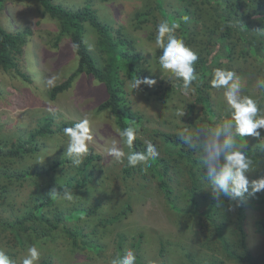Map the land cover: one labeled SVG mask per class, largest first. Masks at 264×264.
Masks as SVG:
<instances>
[{
	"label": "rangeland",
	"instance_id": "obj_1",
	"mask_svg": "<svg viewBox=\"0 0 264 264\" xmlns=\"http://www.w3.org/2000/svg\"><path fill=\"white\" fill-rule=\"evenodd\" d=\"M53 1L73 9L90 4L101 20L108 21L114 27L121 26L134 39L139 53L143 55V59L138 63L156 83L148 86V90L144 89L143 85L133 90L130 87L131 82L127 81L125 88L128 90L131 107L144 116V125L149 131H176L184 127L214 126L229 116L223 88L216 89L211 86L208 89L217 112L216 117L213 116L215 120H209L202 105L195 100V86L191 84L188 89H184L181 79L160 68L158 58L163 49L155 43L156 26L147 23L137 28L133 20L134 12L149 6L150 0ZM0 23L9 31H16L23 26L32 31L28 41L19 44L16 49L0 50L2 55L12 57L21 71L31 74V80L26 82L15 70L5 69L0 64L1 130L14 133L32 128L39 117L48 111L59 114V117L65 120L80 122L88 119L92 135L88 148L100 155L94 160V178L86 189L71 191V201L63 199V196L58 197L51 207L66 210L74 205L92 206L96 199L101 200V206L94 215H79L75 218V214H69L66 219L70 229L82 227L83 234L89 235L83 237L84 239H94L90 247L84 244L80 237H77L76 244H72L71 238L61 228L53 232L52 236L43 239H36L28 234L22 245L16 243L13 235L7 230L0 229V250L9 253L8 256L15 264H22L28 249L33 245L41 253L36 264L47 259L50 260L49 264H111L113 258L122 256L129 249L133 250L137 257L136 264H209L212 259H221L223 264H244L223 256L219 241L214 238L211 228L209 231L202 216L180 210L182 207H188L184 197H180L184 186L188 184L185 175L170 182L176 199V206L173 207L167 203L156 181L150 176L141 178L139 174L134 173L133 177H125L122 174L125 156L117 159L108 155L107 150L115 141L126 155L127 145L114 127L110 113L96 110L97 104L106 97L103 82L82 73L74 78L69 88L58 93L53 99L50 98L49 89L64 81L77 64V55L69 36L58 37L60 34L56 20L43 13L34 0H20L5 4L0 12ZM85 29L84 40L87 46L100 58L95 30L88 24H85ZM33 45L38 47V52L32 48ZM239 62L234 65L233 72L241 79L242 94L251 96L264 108V92L257 86L259 76L264 72L263 65L250 60ZM49 79H53L52 85L48 84ZM164 96L163 102L161 97ZM180 112L184 115H178ZM259 131L264 145V129ZM137 134L144 141H148L146 134ZM44 142L45 147L41 151L21 158L16 162L17 167H46L62 155L72 158L67 154V136L49 137ZM59 146L64 147L60 152ZM253 168L246 173L250 182L264 177V167L256 165ZM49 170L50 173L46 177L14 183L10 192L0 197V217L14 220L17 216L28 213L24 212L28 206L41 203L42 199L38 195L40 196L42 191L58 182L60 177L72 173L68 166ZM126 204L130 209H126L125 217L112 223L100 222L116 214ZM43 207L45 208L35 207L34 211ZM233 213L234 210L232 217ZM259 215V210L247 204L244 225L246 242L254 255L264 252V237L255 228ZM226 234L230 241L235 239V235L228 234L227 230ZM120 235H123V246L118 251L116 242Z\"/></svg>",
	"mask_w": 264,
	"mask_h": 264
},
{
	"label": "trees",
	"instance_id": "obj_2",
	"mask_svg": "<svg viewBox=\"0 0 264 264\" xmlns=\"http://www.w3.org/2000/svg\"><path fill=\"white\" fill-rule=\"evenodd\" d=\"M9 1L20 0H0V12ZM34 1L43 13L56 20L60 34L58 37L69 36L77 55L75 70L64 81L49 89L50 98L53 99L58 93L69 88L74 78L82 73L103 82L106 97L97 104L96 110L110 113L119 135L128 127L136 129V133L146 134L148 141L156 146L159 153L149 162L150 167L145 168L140 164L129 166L127 154L144 152L147 147L144 139L137 134L131 147L125 142L127 153L121 169L122 174L125 177H133L134 173L139 174L141 178L150 176L156 181L167 203L173 207L176 206V199L170 182L177 181L179 176L185 175L188 184L184 186V192L182 191L180 197H184L188 207H182L180 210L202 216L209 231L211 228L214 238L219 241L225 258L244 264H264V252L259 255L250 252L244 227L246 206L249 204L260 211L255 228L264 237V190L253 196L246 194L244 202L230 201L227 198L218 200L207 190V170L203 168L199 153L187 148L178 139V130H148L144 125V116L131 107L128 90L125 88L126 82H131L133 78H149L138 63L143 59V55L139 53L134 39L121 26L114 27L108 21L101 20L90 4L73 9L53 0ZM150 3L149 6L134 12L135 26L140 28L147 23L157 26L161 20H167L170 25H177L174 35L182 39L198 55L193 65L196 75V81L192 82L196 91L195 100L202 105L208 119L215 120L217 112L208 94L213 70L222 68L233 71L234 65L240 63L239 61L247 60L260 63L264 69V0H150ZM85 24L95 30L96 43L101 52L100 58L89 49L84 40ZM31 33L27 26L9 31L0 23V50L16 49L19 44L28 41ZM32 48L39 51L36 45ZM0 64L5 69L15 70L24 81L31 80V74L28 71H21L12 57L0 53ZM259 79H264V72ZM143 86L148 90L147 85ZM161 100L164 102L165 96L161 97ZM59 116L53 111L45 112L34 127L14 133L2 131L0 126V197L9 193L14 183L46 177L50 173L49 169H63L65 166L72 169V173L60 177L58 182L42 191L41 195H38L42 199L41 203L28 206V211H24L28 213L17 216L14 220L0 217V229L11 233L16 243L20 245L24 243V238L28 234L36 239H43L52 236L53 232L60 228L71 238L72 244H76L77 237H80L83 243L90 247L94 240L91 237L83 238L89 235L83 234L82 227L70 229L66 219L69 214H75V218L79 215H94L101 206L100 199H96L92 206L74 205L66 210L52 209L51 206L54 205L55 199L63 196L65 190L71 192L87 188L94 178V160L100 157L98 153L88 148V154L79 166H75L72 158L65 155L54 159L46 167L44 165L17 167L16 164L21 158L41 151L45 147L46 138L66 136L64 129L78 123L77 120H65ZM121 139L124 141V138ZM243 142H246V154L253 161L252 168L256 165L264 167V145L261 139L248 136ZM63 149V146L58 148L59 152ZM33 174H36V177ZM39 206H45L46 209L43 207L35 212L34 208ZM126 209H130L128 204L100 222L112 223L120 220L125 217ZM226 230L228 234L235 235L233 241L227 238ZM122 236L120 235L116 242L118 251L123 246ZM49 262L47 259L40 264ZM209 264H223V261L212 259Z\"/></svg>",
	"mask_w": 264,
	"mask_h": 264
},
{
	"label": "clouds",
	"instance_id": "obj_3",
	"mask_svg": "<svg viewBox=\"0 0 264 264\" xmlns=\"http://www.w3.org/2000/svg\"><path fill=\"white\" fill-rule=\"evenodd\" d=\"M176 24H169L161 20L156 26L155 43L163 49L158 58L160 68L170 71L175 77L182 80L183 88L188 89L196 79L194 62L198 55L185 42L174 35ZM167 37V42L165 38ZM156 83L150 78H133L130 87L137 90L141 85L151 87ZM49 85L53 79H49ZM213 88H223V96L227 105L229 117L214 126L184 127L179 129L177 137L189 149L197 151L200 155L203 168L207 170V190L218 200L227 198L230 201L244 202L247 196H253L264 190V177L249 181L246 173L252 169L253 161L246 154L245 137L251 136L258 140L261 138L259 129H264V108L251 96L242 94L240 77L233 71L217 68L213 70L210 81ZM258 88L264 89V79L257 81ZM178 115L183 116L182 112ZM68 137L67 154L72 157V163L79 166L84 156L88 154V142L92 140L90 121L83 119L73 127L64 129ZM136 129L125 128L120 137L129 147L136 139ZM147 147L144 152L127 154L129 166L138 164L147 168L150 161L158 155L156 146L151 141H145ZM108 155L120 159L125 156L124 151L114 141L108 148ZM54 190V189H53ZM52 190V191H53ZM63 199L71 201L73 196L69 190L63 193ZM41 256L36 246L28 249L22 264H36ZM136 255L133 250H126L122 256L113 258L111 264H136ZM0 264H15V262L0 250Z\"/></svg>",
	"mask_w": 264,
	"mask_h": 264
}]
</instances>
